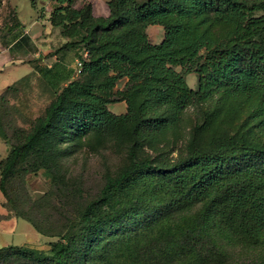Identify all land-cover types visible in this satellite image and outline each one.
<instances>
[{
	"label": "trees",
	"instance_id": "trees-1",
	"mask_svg": "<svg viewBox=\"0 0 264 264\" xmlns=\"http://www.w3.org/2000/svg\"><path fill=\"white\" fill-rule=\"evenodd\" d=\"M75 1L56 0L49 20L70 39L66 47L80 51L77 58L88 52L81 77L44 72L55 98L11 146L1 188L20 169L52 173L61 144L90 134L124 133L132 140L128 163L118 175L107 174L100 193L49 251L7 245L0 261L220 264L227 246L264 248V145L246 135L218 134L203 144L199 135L216 118L204 112L183 157L156 162L144 154L169 117L176 120L221 91L258 94L254 118L264 126V0H109L106 18L94 17L91 3L74 8ZM213 24L230 26L226 37L213 36ZM152 25L165 30L159 44L148 36ZM191 72L199 76L197 90L185 79ZM123 78L128 82L117 98L113 89ZM121 101L126 112L110 110Z\"/></svg>",
	"mask_w": 264,
	"mask_h": 264
},
{
	"label": "rangeland",
	"instance_id": "rangeland-1",
	"mask_svg": "<svg viewBox=\"0 0 264 264\" xmlns=\"http://www.w3.org/2000/svg\"><path fill=\"white\" fill-rule=\"evenodd\" d=\"M4 1L8 7V0H0V8L4 7ZM35 1L39 12L33 7L32 0H16L19 17L27 30H30L35 16L50 17L51 11L58 5L56 0ZM50 1H55L56 4L52 7L48 5ZM86 2L91 3L85 1L78 4L75 1L74 8H80ZM11 15L12 12L8 11L5 18ZM229 29L230 26L226 24H213L209 27L212 35L219 38L226 37ZM147 31L150 40L155 44L164 39L165 30L160 25H152ZM79 52L71 48L67 50L62 55L64 63L53 62L56 53H52L46 58L51 61L41 64L43 68L34 74L29 73L31 70L29 71L28 64H20L16 69L11 64L0 68V89L10 81L24 77L0 100V132L3 134L0 137V248L7 245H26L49 251L50 243L58 239L57 235L74 224L73 220L79 212L100 193L107 174L118 175L128 163V150L132 140L126 138L124 133L114 131L107 135L90 134L61 144L62 153L56 158L60 160L59 167L52 173L44 169H20L6 184V189L1 188L2 162L9 154L11 146L22 141V133L31 129L35 120L44 114L55 98V90L49 87L45 77L48 74H44L50 69L48 63L51 62V68L61 75L69 77L72 74V79L80 78L81 76H75L73 66ZM185 79L192 89H198L197 73H188ZM127 82L128 78L120 79L112 95L120 97ZM260 102L258 94L248 96L228 94L225 91L215 93L207 102L187 107L178 119L169 117L168 125L157 133L154 142L145 143L144 154L156 162L174 161L183 157L191 138L194 137L197 118L204 112H213L216 118L199 135L203 144L213 134H218L246 135L249 140L264 145V126L259 125L254 118V110ZM125 104L124 101L112 103L110 109L121 114L127 110ZM162 115L163 118H168L166 112L162 111ZM67 149L69 150L66 152ZM33 221L39 224L45 234L34 227ZM227 252V261L220 264H242L247 258L257 259L260 264H264V248L227 246ZM0 264L29 263L21 259H8L0 261Z\"/></svg>",
	"mask_w": 264,
	"mask_h": 264
},
{
	"label": "crops",
	"instance_id": "crops-1",
	"mask_svg": "<svg viewBox=\"0 0 264 264\" xmlns=\"http://www.w3.org/2000/svg\"><path fill=\"white\" fill-rule=\"evenodd\" d=\"M85 1L91 2L95 16L109 15V0H76L78 4ZM5 3L6 1L4 7L0 8V68L11 64L13 69H16L20 64H28L29 71L31 70L29 73L37 72L43 68L41 64L51 61L46 58L52 53H56L53 62L64 63L62 55L71 47H66L70 39L62 34L61 27L54 26L48 20L49 16L37 15L30 30H27L19 17L16 0H8V7ZM55 4V1H50L48 5L53 7ZM35 9L37 12L40 11L38 6ZM8 11L12 12V15L5 18ZM76 59L77 57L75 61ZM47 66L51 68L52 63H48ZM73 66L75 67V62ZM18 80L20 78L5 84V87L0 89V96Z\"/></svg>",
	"mask_w": 264,
	"mask_h": 264
},
{
	"label": "built area",
	"instance_id": "built-area-1",
	"mask_svg": "<svg viewBox=\"0 0 264 264\" xmlns=\"http://www.w3.org/2000/svg\"><path fill=\"white\" fill-rule=\"evenodd\" d=\"M88 57V52H83V58H77L75 62V76H80L82 73V68L84 64V60Z\"/></svg>",
	"mask_w": 264,
	"mask_h": 264
}]
</instances>
